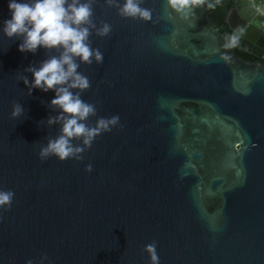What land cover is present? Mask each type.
I'll return each instance as SVG.
<instances>
[{
  "label": "water",
  "instance_id": "95a60500",
  "mask_svg": "<svg viewBox=\"0 0 264 264\" xmlns=\"http://www.w3.org/2000/svg\"><path fill=\"white\" fill-rule=\"evenodd\" d=\"M231 1L235 39L209 0L187 18L142 0L148 21L93 0L103 60L80 63L90 86L73 92L95 106L89 127L119 119L88 146L71 138L83 151L64 160L40 155L61 134L54 91L29 93L28 69L59 51H19L0 30V190L14 193L0 264H152L151 243L158 264H264V0ZM7 15L0 0V28Z\"/></svg>",
  "mask_w": 264,
  "mask_h": 264
},
{
  "label": "clouds",
  "instance_id": "9594fccd",
  "mask_svg": "<svg viewBox=\"0 0 264 264\" xmlns=\"http://www.w3.org/2000/svg\"><path fill=\"white\" fill-rule=\"evenodd\" d=\"M106 3L117 4V11L123 17L152 19L151 10L142 7V0H106ZM203 3L205 0H167L169 8L185 18ZM92 4L93 0H7L8 15L0 30L7 37H22L19 51L34 52L38 47L59 51L58 55L44 59L38 67L28 69L32 73L29 93L34 88L53 90L55 94L50 104L60 109V115L55 119L63 121L61 134L41 149V157L54 154L64 160L74 156L83 148L74 146L71 138L82 137L83 144L88 146L96 135L109 130V126L119 119L118 116L100 118L96 126L89 127L84 121L95 112V106L84 101L79 91L73 92V89L85 90L90 86L88 77L78 71L80 63L103 60V53L88 43L90 29L95 26ZM110 32L111 25L107 22L97 29V34L102 37ZM24 82L28 84L27 79ZM21 111L17 105L12 115L18 116ZM48 122L54 121L50 118ZM13 195L12 191L0 190V206L10 204ZM145 250L150 254L152 264H158L155 244L146 245Z\"/></svg>",
  "mask_w": 264,
  "mask_h": 264
},
{
  "label": "trees",
  "instance_id": "16d2710c",
  "mask_svg": "<svg viewBox=\"0 0 264 264\" xmlns=\"http://www.w3.org/2000/svg\"><path fill=\"white\" fill-rule=\"evenodd\" d=\"M231 6H232L231 0H209L211 16L215 24L217 25V27L220 28L221 32H228L230 34V37L235 39L236 37L235 34L232 32V30L225 22V17ZM233 45L235 48V53L238 56H241L245 60L253 59V57L250 54L246 53L245 51L239 48L238 40H236Z\"/></svg>",
  "mask_w": 264,
  "mask_h": 264
},
{
  "label": "built area",
  "instance_id": "2783aa9c",
  "mask_svg": "<svg viewBox=\"0 0 264 264\" xmlns=\"http://www.w3.org/2000/svg\"><path fill=\"white\" fill-rule=\"evenodd\" d=\"M253 1H255L256 3L259 2V0H253Z\"/></svg>",
  "mask_w": 264,
  "mask_h": 264
},
{
  "label": "flooded vegetation",
  "instance_id": "af4514ba",
  "mask_svg": "<svg viewBox=\"0 0 264 264\" xmlns=\"http://www.w3.org/2000/svg\"><path fill=\"white\" fill-rule=\"evenodd\" d=\"M232 38V37H231ZM233 39V38H232Z\"/></svg>",
  "mask_w": 264,
  "mask_h": 264
}]
</instances>
